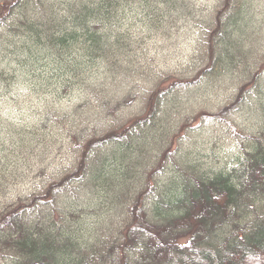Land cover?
<instances>
[{
  "label": "trees",
  "instance_id": "obj_1",
  "mask_svg": "<svg viewBox=\"0 0 264 264\" xmlns=\"http://www.w3.org/2000/svg\"><path fill=\"white\" fill-rule=\"evenodd\" d=\"M60 1L46 0L45 6L43 0H0L5 93L36 84L41 96L60 105L72 93L82 98L65 116L43 112L37 120L34 113L32 131H56L75 157L59 180L0 208V264H264V210L255 213L264 205V129L247 135L233 127L240 144L235 167L206 168L174 151L177 133L193 128L194 118L193 111L174 112L170 100L201 85L218 65L229 70L244 61L246 77L234 80L232 96L209 118L231 125L255 84L257 116L264 119V50L234 44L231 1L225 0L226 10L213 19L180 77L152 67L153 89L139 85L141 65L125 55L128 47L135 49L119 33L118 16L133 0ZM38 50L46 57H35ZM19 55L29 61L18 64ZM11 69L22 76H9ZM119 84L127 92L121 98L113 91ZM138 99L141 113L117 117V109ZM155 124L153 141L147 135ZM24 134L32 139L34 133ZM20 142L28 146L31 140ZM170 168L174 176L160 184ZM65 196L99 201L88 206L93 210L107 207L103 228L75 230L81 216L60 206ZM64 213L70 221L63 222Z\"/></svg>",
  "mask_w": 264,
  "mask_h": 264
},
{
  "label": "rangeland",
  "instance_id": "obj_2",
  "mask_svg": "<svg viewBox=\"0 0 264 264\" xmlns=\"http://www.w3.org/2000/svg\"><path fill=\"white\" fill-rule=\"evenodd\" d=\"M230 1L232 10L229 12L233 19L229 21L228 31L234 44H245L254 50H264V0ZM43 2L46 6V0ZM224 2L225 0H151L148 1V5L141 0L131 1L126 6V12L118 16L121 25L119 33L127 42L130 41L135 49V53H131L128 47L125 55L131 62L141 65L143 78L139 85L147 89H153L157 85L156 82L149 81L152 78V67L160 75L174 74L176 78L180 77L183 63L196 48L198 50L203 36L212 31L213 19L226 10ZM63 3L60 1V4ZM112 36L118 35L115 33ZM239 36L241 39L237 38ZM38 52L40 53H36L35 57H46L45 53L39 50ZM14 60L18 64L29 61L24 55H19ZM243 63L244 61H238L237 65L229 70L226 63L223 66L218 65L217 72L205 78L201 85L187 91H178L173 95L169 104L174 112L181 114L193 111L192 120L194 118L191 126L193 128L184 130L179 135L177 133L174 139V151L178 157L188 155L206 168L221 170L235 167L240 144L233 137V127L247 135L257 134L264 129V119L257 116L260 113V99L256 96L255 84L251 86L250 95H247V101L242 105L241 111L231 118V125L209 118L212 115L210 112H217L232 96L236 88L234 80L239 78L241 81L246 77L242 76L245 72ZM248 72L251 73L252 69L249 68ZM13 73L19 78L22 76L12 69L7 74L12 76ZM259 83L264 85V80ZM35 85L27 90L16 87L9 94L0 87V208L43 188L49 180H59L75 157L72 147L64 139L56 137V131L48 135L46 130L41 132L38 129L40 132L37 133L38 130L32 131L31 127L37 123L34 113H37V120L43 112H55L65 116L73 111L71 110L73 107L82 103L81 96L72 93L60 101L62 104L60 105L50 98L41 96L42 89ZM124 90V85L119 84L113 91L121 98L127 93ZM137 90V88L133 90L134 94L138 92ZM141 102L142 100L138 99L132 106L129 104L127 107L117 109L115 114L120 119L127 112V116L134 117L135 114L142 112ZM157 124L155 131L147 132V136L153 141L157 139ZM30 131L34 133L32 139L24 134ZM22 139L31 142L24 146L25 144L20 142ZM172 176L174 174L170 168L161 178L159 177L160 184H168ZM59 202L60 206L66 204V207H74L68 211L80 214L81 217L73 224L75 230L95 229L97 225L96 230L99 231L103 228L101 223L108 217L107 207L99 206L95 207V210L88 208L100 203L95 199L66 197L61 198ZM262 209L264 210V205L258 206L256 216L261 215ZM65 213L63 222L70 221Z\"/></svg>",
  "mask_w": 264,
  "mask_h": 264
}]
</instances>
